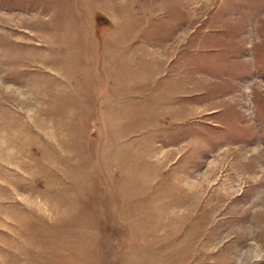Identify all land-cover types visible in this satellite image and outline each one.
<instances>
[{"label":"rangeland","instance_id":"1","mask_svg":"<svg viewBox=\"0 0 264 264\" xmlns=\"http://www.w3.org/2000/svg\"><path fill=\"white\" fill-rule=\"evenodd\" d=\"M0 264H264V0H0Z\"/></svg>","mask_w":264,"mask_h":264}]
</instances>
